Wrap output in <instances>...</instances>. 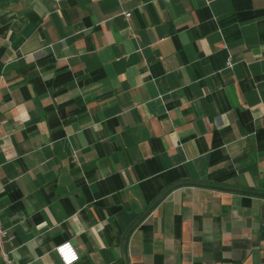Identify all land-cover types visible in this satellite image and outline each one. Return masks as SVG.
I'll return each instance as SVG.
<instances>
[{"label": "crops", "instance_id": "0c3cea01", "mask_svg": "<svg viewBox=\"0 0 264 264\" xmlns=\"http://www.w3.org/2000/svg\"><path fill=\"white\" fill-rule=\"evenodd\" d=\"M0 220V264H264V0H0Z\"/></svg>", "mask_w": 264, "mask_h": 264}, {"label": "built area", "instance_id": "2783aa9c", "mask_svg": "<svg viewBox=\"0 0 264 264\" xmlns=\"http://www.w3.org/2000/svg\"><path fill=\"white\" fill-rule=\"evenodd\" d=\"M124 14L127 17L131 16V12L130 11H125ZM227 65L228 66H232L233 65V62H232L231 58L228 60ZM4 238H7L9 241L12 240V236L10 235L8 229H6L3 226V223L0 220V245H2ZM65 244L69 245V247L68 248H64L63 251H60L59 249H61V247L64 246ZM55 250H56V253L59 256V258H60V260H61V262L63 264H67V257L64 256V252L69 251V250L73 251L75 253V255L78 257L77 259L73 260L71 262V264L77 263L79 261V259H80V254H79L78 250L76 249L75 245L71 241L62 242L61 244L56 246ZM4 255L9 260V262L11 263L12 260L9 259V253L4 252Z\"/></svg>", "mask_w": 264, "mask_h": 264}, {"label": "clouds", "instance_id": "9594fccd", "mask_svg": "<svg viewBox=\"0 0 264 264\" xmlns=\"http://www.w3.org/2000/svg\"><path fill=\"white\" fill-rule=\"evenodd\" d=\"M69 245L65 244L64 246L61 247V249H59L60 251H63L64 248H68ZM64 256L67 257V264H71V262L75 259H77L78 257L75 255V253L71 250L64 252Z\"/></svg>", "mask_w": 264, "mask_h": 264}]
</instances>
